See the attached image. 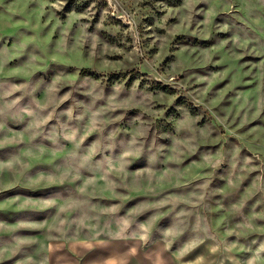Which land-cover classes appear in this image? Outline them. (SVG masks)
I'll return each mask as SVG.
<instances>
[{
	"label": "clouds",
	"instance_id": "clouds-1",
	"mask_svg": "<svg viewBox=\"0 0 264 264\" xmlns=\"http://www.w3.org/2000/svg\"><path fill=\"white\" fill-rule=\"evenodd\" d=\"M0 264H264V0H0Z\"/></svg>",
	"mask_w": 264,
	"mask_h": 264
}]
</instances>
